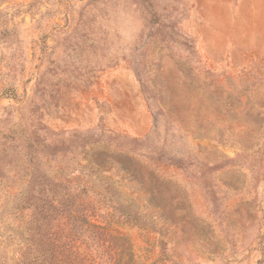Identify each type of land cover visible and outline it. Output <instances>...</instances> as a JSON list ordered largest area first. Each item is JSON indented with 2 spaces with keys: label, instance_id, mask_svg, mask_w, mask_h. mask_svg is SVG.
Returning <instances> with one entry per match:
<instances>
[{
  "label": "rangeland",
  "instance_id": "1",
  "mask_svg": "<svg viewBox=\"0 0 264 264\" xmlns=\"http://www.w3.org/2000/svg\"><path fill=\"white\" fill-rule=\"evenodd\" d=\"M69 191L145 264H264V0H0V264Z\"/></svg>",
  "mask_w": 264,
  "mask_h": 264
},
{
  "label": "trees",
  "instance_id": "2",
  "mask_svg": "<svg viewBox=\"0 0 264 264\" xmlns=\"http://www.w3.org/2000/svg\"><path fill=\"white\" fill-rule=\"evenodd\" d=\"M44 199L48 206L45 203L28 206V234L18 264H145L137 259L129 235L114 234L106 224L91 222L80 203V210L73 208V192L40 196L37 202ZM48 215L51 218L59 215L61 221L50 222ZM77 220L81 221L79 226ZM108 221L109 214L104 218L105 223Z\"/></svg>",
  "mask_w": 264,
  "mask_h": 264
}]
</instances>
